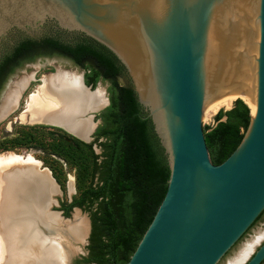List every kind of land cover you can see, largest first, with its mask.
<instances>
[{
  "label": "water",
  "instance_id": "water-1",
  "mask_svg": "<svg viewBox=\"0 0 264 264\" xmlns=\"http://www.w3.org/2000/svg\"><path fill=\"white\" fill-rule=\"evenodd\" d=\"M53 24L117 57L167 157L168 190L127 264H223L264 213V0H0V55L19 32L43 37ZM222 76L252 80L221 84ZM225 87L251 120L236 150L215 165L203 119ZM97 125L77 137L91 143ZM84 219L87 233L72 241L69 264L89 245L92 221ZM263 262L264 242L246 264Z\"/></svg>",
  "mask_w": 264,
  "mask_h": 264
},
{
  "label": "trees",
  "instance_id": "trees-1",
  "mask_svg": "<svg viewBox=\"0 0 264 264\" xmlns=\"http://www.w3.org/2000/svg\"><path fill=\"white\" fill-rule=\"evenodd\" d=\"M62 34H47L40 40L20 37L5 47L0 56V89L16 69L38 57L69 58L86 71L88 86L94 89L100 81L109 83L110 105L98 115L102 123L94 141L86 143L59 128L21 126L15 136L0 142V152L39 149L73 168L77 193L71 202L62 201L60 209L68 217L74 208H81L92 221L89 256L77 263L127 264L168 190L167 157L131 84L119 82L127 73L117 57L91 38L74 34L68 42ZM225 110L215 115V126L204 127L215 165L236 150L251 120L248 105L240 99ZM95 144L101 154L96 153ZM58 160L49 167L64 189L65 173Z\"/></svg>",
  "mask_w": 264,
  "mask_h": 264
},
{
  "label": "bare ground",
  "instance_id": "bare-ground-1",
  "mask_svg": "<svg viewBox=\"0 0 264 264\" xmlns=\"http://www.w3.org/2000/svg\"><path fill=\"white\" fill-rule=\"evenodd\" d=\"M233 77L248 84L252 80L250 76H222L219 81L224 84ZM27 83V80L22 81L11 92L3 113L16 108ZM231 91V88H223L222 97L210 105L206 115L214 116L221 109H231L239 98ZM103 93L101 90L91 92L80 76L52 75L46 77L44 85L31 96L22 118L30 123L62 126L86 138L94 125L92 117L86 115L105 103ZM245 101L254 116L255 101L249 98ZM57 191L59 188L49 171H42L40 162L32 156H0V264H69L73 254L69 242H82L87 224L78 213L72 220L65 221L50 211L52 197ZM247 253L246 249L233 264L243 263Z\"/></svg>",
  "mask_w": 264,
  "mask_h": 264
},
{
  "label": "rangeland",
  "instance_id": "rangeland-1",
  "mask_svg": "<svg viewBox=\"0 0 264 264\" xmlns=\"http://www.w3.org/2000/svg\"><path fill=\"white\" fill-rule=\"evenodd\" d=\"M51 34H54V31H52ZM16 38L18 37L15 36V39ZM59 73H68L80 77L84 75L83 69L78 67L72 60L60 55L53 54V55H45L38 57L32 62L24 64L22 67L16 69V71L7 78L0 92V142L3 141L4 139L15 136L17 134L18 128L21 126L43 125V126H48L50 128L49 130H54V127L52 126L55 125L50 126V124L30 123L28 121H24L22 116L26 113L29 107L31 96L35 94L41 86L44 85L45 78ZM24 80H27L28 83L27 86L23 90H21V92H23V95L22 97L19 98L16 108L6 113H3L7 98L9 97L11 92L16 89L18 84H20ZM119 82L123 85H127L129 83L126 77H120ZM108 87H109L108 82L100 81L96 85V87L92 89V91L95 90L97 92L98 90H101L102 92H104L103 94L104 97L106 98ZM95 114L97 113L89 112L86 115L87 118H90L93 115V119L91 123L92 124L94 123V125L98 123ZM214 117L215 115L210 116V115H206L205 113L203 119V127L215 126ZM58 127L59 126H57V128ZM95 145L98 146V144ZM8 154H16L23 157L32 156L36 161L40 162L41 170L49 171L50 174L52 171L49 165L52 164L53 160H58L54 156H48V154H46L45 152L39 149L18 148L15 150L0 152V156L8 155ZM99 154H101V149ZM58 161L61 162V164L63 165L66 183H65V188L64 189L61 188L62 193H58L59 191H57V193L52 197L53 202L51 204L52 206L51 210L54 212L62 213V210L60 209V204H61L60 202L65 200L70 201L71 198L77 193V189H76L75 170L70 166H68V164L65 163L64 161L62 160H58ZM74 213L75 211H72L70 216L68 217L67 216L64 217L65 215L63 216L62 214V217L66 220H72ZM88 215L89 213L85 210H83V212L80 213L81 217H85ZM263 241H264V215L253 226V228L239 243V245L234 249V251L229 255V257L224 261L223 264L235 263L238 260V258H240V256L242 255V252L244 253L247 249L248 250L247 254L249 255L247 256V259H245V261L241 263V264H245L249 260V258L253 255V253L256 251V249L262 244ZM71 242H69L70 246H72V244L74 246H78L74 242L72 243ZM74 250L75 248L73 247V251ZM87 250H88V245L83 247V251L77 252L75 254V256L72 258L71 264H76V260H79L82 256L87 254Z\"/></svg>",
  "mask_w": 264,
  "mask_h": 264
},
{
  "label": "flooded vegetation",
  "instance_id": "flooded-vegetation-1",
  "mask_svg": "<svg viewBox=\"0 0 264 264\" xmlns=\"http://www.w3.org/2000/svg\"><path fill=\"white\" fill-rule=\"evenodd\" d=\"M53 29H54V31H56L57 33L58 32H61V33H67V32H65V31H62V30H60L59 28H57V26L55 25V24H53ZM20 36L18 37V38H16L15 40H14V43L13 44H15V41L16 40H18L20 37H28V38H31V39H34V40H40L42 37H30V36H28V35H25V33H22V32H19L18 33ZM22 34V35H21ZM56 34V33H55ZM62 34V35H63ZM74 34L75 33H68L67 35H69V36H71L72 38H73V36H74ZM44 37V36H43ZM72 38H70V39H72ZM68 42H70L69 41V38H65ZM13 44H11V45H13ZM2 55V54H1ZM0 55V56H1ZM45 56V55H44ZM84 71V75H83V79H84V83L86 84V82H85V75H86V71L85 70H83ZM124 77H126L127 78V75L126 76H124ZM128 79V78H127ZM6 82V81H5ZM5 82H4V84H5ZM4 84H3V86H4ZM129 84V83H128ZM87 85V84H86ZM3 86H2V88H3ZM85 86V85H84ZM88 86V85H87ZM88 87H92V86H88ZM2 88L0 89V92H1V90H2ZM87 88V87H86ZM88 89V88H87ZM93 89V88H92ZM91 92H93L92 90H91ZM22 95H23V92H21V95H20V97H22ZM108 100H109V105H110V97H109V92H108V90H107V97H106ZM109 105H107V106H104V108L103 109H101L97 114H95V117L97 118V121H98V125L96 126V128L94 129V132H93V134L91 135L92 136V138H93V140L95 139V133H96V131H97V129H98V127L100 126V124L102 123V121H101V119H98V115L103 111V110H105ZM40 124H42V123H40ZM50 126H52V125H50ZM52 127H54V128H57V126H52ZM59 129H62V130H64L67 134H69V135H71V136H73V137H75V138H77V139H79L76 135H74V134H71L70 132H68L67 130H65L64 128H61V127H58ZM81 140V139H80ZM61 187V186H60ZM72 200H70L69 202H71ZM61 203V202H60ZM60 208H61V204H60ZM264 214V213H263ZM91 233H92V231H91ZM248 233V232H247ZM90 237H91V234H90ZM90 237H89V244H90ZM242 240V239H241ZM264 242V241H263ZM263 242H262V244H263ZM261 244V245H262ZM260 245V246H261ZM89 246V245H88ZM259 246V247H260ZM259 247L256 249V251L259 249ZM255 251V252H256ZM255 252L253 253V255L255 254ZM252 255V256H253ZM89 256V250H87V254L86 255H84V256H82L79 260H82L83 258H87ZM251 256V257H252ZM250 257V258H251ZM249 258V259H250ZM77 261L78 260H76V264H78L77 263ZM247 263V262H246ZM245 263V264H246ZM262 264H264V262L262 263Z\"/></svg>",
  "mask_w": 264,
  "mask_h": 264
}]
</instances>
